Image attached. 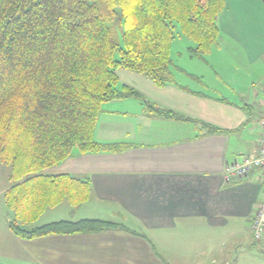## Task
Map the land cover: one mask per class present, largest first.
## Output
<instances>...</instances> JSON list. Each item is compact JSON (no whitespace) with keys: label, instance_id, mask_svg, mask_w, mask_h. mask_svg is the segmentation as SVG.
<instances>
[{"label":"crops","instance_id":"crops-1","mask_svg":"<svg viewBox=\"0 0 264 264\" xmlns=\"http://www.w3.org/2000/svg\"><path fill=\"white\" fill-rule=\"evenodd\" d=\"M217 24L218 37L229 35L236 44L232 64L240 63L242 77L234 72L233 80L220 85L205 78V67L221 78L214 69V63L223 68L214 56L221 48L218 41L203 58L189 56L191 46L187 47V57L199 63L186 67L172 60L173 82L162 86L131 70L119 68L116 73L120 83L139 91L155 106L218 130L205 133L192 121L147 115L132 97L103 103L94 138L123 143L125 149L97 153L73 149L45 171L89 183L88 198L71 205L65 219H102L119 225L31 240L12 235L14 239L7 240L14 252L0 256L1 263L181 264L186 253H192L199 261L230 264L236 261L230 258L236 246L264 244V238L254 240L250 230L264 194V171L224 179L227 165L257 151L264 110V0H224ZM229 57L224 58L228 71ZM244 76L250 80L240 81ZM117 103L136 109L133 122L127 121L133 110ZM7 181L0 188L1 201L11 185L8 177Z\"/></svg>","mask_w":264,"mask_h":264},{"label":"trees","instance_id":"trees-1","mask_svg":"<svg viewBox=\"0 0 264 264\" xmlns=\"http://www.w3.org/2000/svg\"><path fill=\"white\" fill-rule=\"evenodd\" d=\"M223 8L224 0H0V163L10 168L2 199L13 236L31 240L119 225L92 218L25 225L47 208L79 205L90 194L88 181L46 169L73 149H125L94 138L103 103L132 97L147 115L192 121L205 133L218 130L155 106L120 83L116 72L143 74L157 86L173 82L171 43L178 29L193 43L189 56L203 58L216 44Z\"/></svg>","mask_w":264,"mask_h":264},{"label":"rangeland","instance_id":"rangeland-1","mask_svg":"<svg viewBox=\"0 0 264 264\" xmlns=\"http://www.w3.org/2000/svg\"><path fill=\"white\" fill-rule=\"evenodd\" d=\"M113 37L117 42H121V29L118 27L114 28L113 31ZM222 37V38H221ZM218 44L221 47L220 50H215V59L216 61H220L219 63H222L223 68L221 70L218 69V66L216 63H214L215 71L217 74L221 75V78H219L216 74H214V71L211 70L212 74L209 73L208 68H204L203 72L206 74L205 78H212V80L216 81L218 85L223 83L224 81L227 82L229 79H234L233 73L236 72V74L239 77L243 76V73H241V65L240 63H233V60L236 59V54L232 52L231 50H234L236 48V44L234 40L229 38V35L221 34L220 37L217 38ZM193 43L191 40L187 39L183 34L180 33L178 29V33L174 40L171 43V59L173 62L177 65L181 64L182 66L190 65L191 67L195 65L196 63H199L198 59L187 57V47L192 46ZM215 47V46H214ZM181 54V56L179 55ZM226 54L230 58L228 60V64L230 67V70L224 69V58L226 57ZM207 55V54H206ZM204 55V57H206ZM237 66L238 70L235 71L234 67ZM258 71V69H256ZM214 76V77H213ZM222 82H221V80ZM246 81L250 80V77L244 76L240 81ZM223 89H225L224 84H222ZM135 107H137L136 102ZM118 105H122L120 103H117ZM104 108V105L102 106ZM110 107V106H109ZM122 107H126L128 109H132L133 112L128 117L127 121L133 122V120L136 117V109L134 107H130L128 104H123ZM102 109V108H101ZM103 116V113L100 117ZM10 174V168L8 165H5L3 163H0V188L5 186L7 181V177H9ZM71 205H69L66 201H63L61 204L56 205L53 208H47L34 222L31 223H25L27 226H38L45 224L47 222H50L52 220H61L65 219L67 216V209H69ZM12 216L11 211L9 208H7L4 203L3 199L1 201L0 197V256L1 258L3 256H8L10 254H13V248L9 246L7 239H14L12 234L10 233L8 228L5 227L6 221ZM7 235V236H6ZM264 236H262L261 239H263ZM254 255L255 258H250L249 255ZM194 255L192 253H186L184 256V260L181 264H212L210 260L207 261H199L197 259H193ZM235 261L231 262L230 264H264V244L262 245H255L253 247L250 246V243L248 245L244 246H236L233 252V255L230 257ZM1 260V259H0ZM219 264V263H216Z\"/></svg>","mask_w":264,"mask_h":264},{"label":"built area","instance_id":"built-area-1","mask_svg":"<svg viewBox=\"0 0 264 264\" xmlns=\"http://www.w3.org/2000/svg\"><path fill=\"white\" fill-rule=\"evenodd\" d=\"M260 127L261 131L257 141L256 154L253 156L244 155L239 161L234 160L227 165L224 172V179L226 181L244 177L255 169L264 171V110L262 118L260 119ZM250 230L254 240H261L264 235V194L251 218Z\"/></svg>","mask_w":264,"mask_h":264}]
</instances>
